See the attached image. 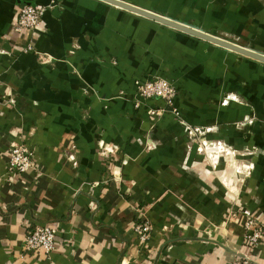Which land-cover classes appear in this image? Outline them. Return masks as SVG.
Wrapping results in <instances>:
<instances>
[{"label": "crops", "instance_id": "crops-1", "mask_svg": "<svg viewBox=\"0 0 264 264\" xmlns=\"http://www.w3.org/2000/svg\"><path fill=\"white\" fill-rule=\"evenodd\" d=\"M123 1L209 34L264 42V0ZM23 2L47 10L37 31L16 36ZM28 43L35 52L23 51ZM233 53L101 0H0V264H230L239 254L264 264V243L244 244L245 218L227 217L229 193L207 163L177 149L184 128L166 118L151 130L145 107L132 104L138 80L160 74L180 88L188 123L238 148L264 146L260 123H244L261 115V77L237 66L257 62ZM229 95L236 99L223 104ZM145 132L160 137L154 150L139 142ZM18 142L34 152L21 175L7 170ZM241 194L264 223V172ZM147 222L142 241L134 228ZM33 224L56 229L50 253L24 249Z\"/></svg>", "mask_w": 264, "mask_h": 264}, {"label": "rangeland", "instance_id": "rangeland-1", "mask_svg": "<svg viewBox=\"0 0 264 264\" xmlns=\"http://www.w3.org/2000/svg\"><path fill=\"white\" fill-rule=\"evenodd\" d=\"M231 2L243 4L245 0H231ZM212 35L224 38L238 45L264 54V42L261 41L260 44H254V40L247 34L236 35L227 32H219ZM233 54H236L239 57L241 56V58H248L238 53ZM254 61L257 63H251L250 61V63L248 61L235 63H237L239 70L247 76L252 75V77L254 76L256 78L258 76L261 77V96L256 102L261 115H257L254 118H246L244 123L252 125L259 122V126L261 125L259 130L261 129L263 130L262 132H264V64L259 62L260 64H263L260 65L258 64V61ZM242 67H244V70ZM155 81L167 82V84H169L172 88L171 93L167 94L165 97L153 96L150 98H142L139 92V87L148 82ZM244 83V85L243 83H240L243 90H245L247 86V80L244 79ZM120 94L121 92H119V95ZM180 96L181 90L175 81H172L160 74L146 73L144 80H138L137 82L136 93L132 104L136 110L141 107H145L146 116L151 124V130H155L157 124L166 118L172 119L184 128L185 141H182L177 149L181 150L184 156H188L192 150H195L196 154L200 156L201 161H203L204 164L206 162L208 167H210L214 179L220 182L225 190L228 191V195L230 196L228 197V202L232 203V208L229 209L227 217H235L238 214H242L245 209L254 211V205H250V203L247 205L242 204L238 200L242 196L241 188L245 184L246 180L250 178L255 171L258 172V170H260V172H264V146L258 147L247 145L242 148H238L233 145V143L225 142L219 138H211L210 136L214 130L212 127L192 125L182 116L181 110L176 103ZM114 98L115 97H112L111 99H104V101L107 102V105L105 106L108 107V102L112 101ZM231 99L235 100L236 96L229 95L227 98L222 100V103H227ZM119 116L126 119H130L132 117L129 112L125 111L119 112ZM234 125L236 128H243L246 130L244 124L238 123ZM159 133L168 135L169 131L166 129L159 130ZM245 134H250V132H245ZM138 140L147 151L154 150L160 143V137H149L147 132L139 136ZM101 151L103 154L114 153V149L107 145H102ZM259 156H261L259 159L260 161L255 160L259 158ZM186 163L188 164V162ZM186 163L183 165H186ZM253 199H255L254 196L251 198L250 202Z\"/></svg>", "mask_w": 264, "mask_h": 264}, {"label": "built area", "instance_id": "built-area-1", "mask_svg": "<svg viewBox=\"0 0 264 264\" xmlns=\"http://www.w3.org/2000/svg\"><path fill=\"white\" fill-rule=\"evenodd\" d=\"M47 10L46 6L23 2L20 4L15 21L12 25L13 34L21 36L26 32H35L43 25V15ZM24 52L34 51L30 43L23 47ZM172 88L164 81L148 82L139 87L141 97L150 98L153 96L165 97L171 93ZM8 172L15 175L24 174L29 168L34 167V152L30 145L18 142L13 144L8 152ZM244 221V244L257 248L264 243V223L255 218L253 211L245 209L242 212ZM135 232L140 240L149 238L151 226L146 223H139L135 226ZM56 229L50 225L33 224L23 238V247L26 251H41L46 254L54 249ZM230 264H256L247 255L239 254Z\"/></svg>", "mask_w": 264, "mask_h": 264}, {"label": "water", "instance_id": "water-1", "mask_svg": "<svg viewBox=\"0 0 264 264\" xmlns=\"http://www.w3.org/2000/svg\"><path fill=\"white\" fill-rule=\"evenodd\" d=\"M101 1H104L106 3H109V4L117 6V7H120L122 9L133 12L135 14L144 16V17L149 18L151 20L157 21L163 25L169 26V27L174 28L176 30L187 33L191 36H194V37L200 38L202 40L208 41L212 44H215L217 46H220V47L225 48L227 50H230L232 52H236V53L241 54L243 56L249 57L253 60H256V61L264 64V54L260 53L258 51L243 47V46L238 45L234 42H231V41L226 40L224 38L209 34V33L204 32L202 30L195 29L189 25L178 22L172 18L165 17L161 14H157L155 12L139 8V7L132 5L128 2H125L123 0H101Z\"/></svg>", "mask_w": 264, "mask_h": 264}]
</instances>
